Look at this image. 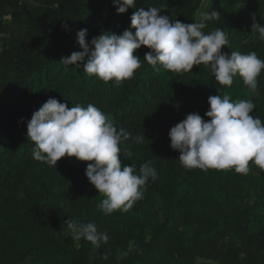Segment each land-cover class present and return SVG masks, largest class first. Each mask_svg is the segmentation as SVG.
I'll return each instance as SVG.
<instances>
[{
    "label": "trees",
    "instance_id": "obj_1",
    "mask_svg": "<svg viewBox=\"0 0 264 264\" xmlns=\"http://www.w3.org/2000/svg\"><path fill=\"white\" fill-rule=\"evenodd\" d=\"M114 0H0V264H264V170L250 164L244 175L181 165L169 131L188 114L205 121L208 98L227 92L232 100L251 99V115L264 122V70L256 95L242 78L220 85L204 66L191 72L165 71L143 61L150 49L134 52L142 67L119 84L104 82L62 59L110 32L131 29L135 9L117 14ZM161 7L162 15L189 24L203 11L217 10L205 33L221 28L231 48L223 53L256 52L264 41L251 32L253 16L264 24V0H136L135 8ZM67 25V30L63 27ZM219 89V92H217ZM55 98L68 107L93 104L130 138L121 149L122 167L136 172L151 161L158 179L149 180L143 199L127 213L105 214V198L87 179L88 163L64 157L55 166L33 158L27 124L34 112ZM67 219L95 223L107 233L99 248L75 240Z\"/></svg>",
    "mask_w": 264,
    "mask_h": 264
},
{
    "label": "clouds",
    "instance_id": "obj_2",
    "mask_svg": "<svg viewBox=\"0 0 264 264\" xmlns=\"http://www.w3.org/2000/svg\"><path fill=\"white\" fill-rule=\"evenodd\" d=\"M136 0H114L117 14L135 9L131 29L122 35L105 32L86 43L87 29L77 33L80 52L63 58L61 64L80 67L90 76L117 84L131 79L142 67V60L134 55L142 46L150 49L143 61L163 70L176 73L191 72L194 66L204 65L222 85L231 87L239 76L251 95H256L258 77L264 70V60L256 52L242 54L231 48L229 35L221 28L208 33L204 29L210 21L219 20L217 10L201 11L195 22L185 24L169 15H162L161 7L135 8ZM67 30V25L63 26ZM251 32L264 41V24L255 15ZM219 92V89H217ZM210 109L205 121L198 113H191L169 131L171 148L180 153L179 162L187 169L230 170L247 175L250 164L264 170V122L251 113L256 105L251 99L232 100L225 92L208 98ZM27 138L34 142L33 158L49 166L57 165L64 157H75L87 165L85 175L91 185L104 195L98 207L107 215L120 210L127 213L143 199L149 180L158 179L151 161L143 163L139 172L133 165L122 167L120 157L132 153L121 149L130 138L143 143L145 134L131 137L124 128L119 130L112 120L93 104L68 107L49 98L34 112L27 124ZM67 229L75 240L81 238L99 248L109 237L95 223L78 224L67 219Z\"/></svg>",
    "mask_w": 264,
    "mask_h": 264
},
{
    "label": "rangeland",
    "instance_id": "obj_3",
    "mask_svg": "<svg viewBox=\"0 0 264 264\" xmlns=\"http://www.w3.org/2000/svg\"><path fill=\"white\" fill-rule=\"evenodd\" d=\"M205 10V8L203 9V11Z\"/></svg>",
    "mask_w": 264,
    "mask_h": 264
}]
</instances>
